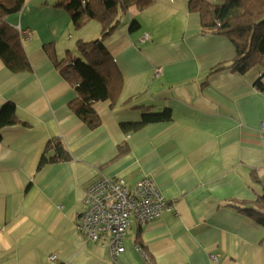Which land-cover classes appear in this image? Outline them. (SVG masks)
<instances>
[{"label":"crops","instance_id":"obj_1","mask_svg":"<svg viewBox=\"0 0 264 264\" xmlns=\"http://www.w3.org/2000/svg\"><path fill=\"white\" fill-rule=\"evenodd\" d=\"M56 1L28 0L7 18L29 33L32 69L14 72L0 60V108L14 103L21 121L0 132V264H142L139 244L155 264H264V227L245 211L264 194L262 68L228 66L235 45L202 31L192 0H151L104 42L122 91L115 104L94 105L101 124L92 129L73 109L76 84L45 47L59 59L79 56L77 41L98 37L102 26L93 19L75 30ZM134 18L140 28L132 32ZM142 107L170 118L124 132L122 124L141 122ZM54 140L70 160L40 167ZM145 176L173 209L144 225L133 220L113 257L78 230L86 191L102 177L133 186Z\"/></svg>","mask_w":264,"mask_h":264},{"label":"trees","instance_id":"obj_2","mask_svg":"<svg viewBox=\"0 0 264 264\" xmlns=\"http://www.w3.org/2000/svg\"><path fill=\"white\" fill-rule=\"evenodd\" d=\"M28 0H0V60L14 72L31 70V63L23 45L22 30L7 21L8 16L20 12ZM151 0H57L55 7L66 10L72 19L75 30L85 26L90 20H98L102 30L98 37L87 41H77L79 56L59 59L51 46H46L51 60L68 80L76 84L78 97L73 109L90 128L100 126L101 119L94 105L110 100L115 104L122 91L123 77L114 59L105 46V40L121 25L124 15L129 11L143 10ZM190 10L198 12L204 33L224 35L236 48V55L228 65L240 73L260 66L262 72L256 81L258 89H264L261 79L264 76V0H225L213 3L205 0H192ZM140 28V22L132 19L130 31ZM225 65L217 66L221 69ZM142 120L124 123V132L138 130L149 123L168 120L170 111H150L142 107ZM14 103H5L0 108V132L3 128L20 123ZM54 154H44L40 167L56 161H68L71 156L64 143L54 140L47 147ZM244 210V209H243ZM246 213L264 227V194L253 208ZM264 243V239H263ZM141 246L146 252L144 245Z\"/></svg>","mask_w":264,"mask_h":264},{"label":"built area","instance_id":"obj_3","mask_svg":"<svg viewBox=\"0 0 264 264\" xmlns=\"http://www.w3.org/2000/svg\"><path fill=\"white\" fill-rule=\"evenodd\" d=\"M28 34L22 31L23 39ZM260 132L264 144V123ZM84 202L86 209L78 216V230L88 241H103L113 257L125 250V236L133 220L144 225L173 209L150 176L139 179L133 186L102 177L87 189ZM137 250L143 257L142 264H155L141 246ZM51 259L56 260L57 256L52 255Z\"/></svg>","mask_w":264,"mask_h":264},{"label":"rangeland","instance_id":"obj_4","mask_svg":"<svg viewBox=\"0 0 264 264\" xmlns=\"http://www.w3.org/2000/svg\"><path fill=\"white\" fill-rule=\"evenodd\" d=\"M76 55H77V53H76ZM76 55H75V56H76Z\"/></svg>","mask_w":264,"mask_h":264}]
</instances>
